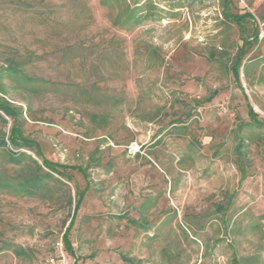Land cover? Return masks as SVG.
<instances>
[{
    "label": "rangeland",
    "instance_id": "rangeland-1",
    "mask_svg": "<svg viewBox=\"0 0 264 264\" xmlns=\"http://www.w3.org/2000/svg\"><path fill=\"white\" fill-rule=\"evenodd\" d=\"M0 85L64 173L0 149V264H264V0H0Z\"/></svg>",
    "mask_w": 264,
    "mask_h": 264
},
{
    "label": "trees",
    "instance_id": "trees-1",
    "mask_svg": "<svg viewBox=\"0 0 264 264\" xmlns=\"http://www.w3.org/2000/svg\"><path fill=\"white\" fill-rule=\"evenodd\" d=\"M124 1V0H123ZM147 5L139 6L138 4L135 7L126 5V11L122 15L124 18V24L129 26V28H135L143 23L145 20H149L150 16L144 14L146 11ZM231 19L240 24L244 19L239 16H231ZM19 69L17 66L5 69L4 73L9 74L10 76L19 75ZM22 80L25 82L27 88H31L36 82L45 83L42 80H36L33 78L22 77ZM5 93L4 89L0 85V93ZM22 115L23 109L14 107L9 101L0 100V123L5 127L9 125V121H12V129L9 133L8 139L6 135L1 136L0 140V149L2 153H5L11 164L14 165H23L25 162L28 164L26 167V174L22 180L16 181L13 188L20 195L36 197L43 192H46L48 196L52 194V190L48 187L49 181H57L54 176L50 173H42V168H47L50 172L57 174L58 176H64V173L60 171V168L57 164L44 158L40 146L29 137H25L22 131ZM8 119V120H7ZM256 128H264L263 125L259 123H252ZM19 150H27L36 155L40 160H42V165L39 164V161L34 160L26 152ZM74 170L81 173L84 178L87 180L88 175L85 169L80 167L73 168ZM0 186L4 187L0 182ZM89 190V185L79 193L78 203L76 205V211L79 210L80 205ZM64 243L66 244V251L71 255H74L73 249L70 247V243L67 238H64Z\"/></svg>",
    "mask_w": 264,
    "mask_h": 264
},
{
    "label": "built area",
    "instance_id": "built-area-1",
    "mask_svg": "<svg viewBox=\"0 0 264 264\" xmlns=\"http://www.w3.org/2000/svg\"><path fill=\"white\" fill-rule=\"evenodd\" d=\"M52 263H55V261H54V260H52Z\"/></svg>",
    "mask_w": 264,
    "mask_h": 264
}]
</instances>
